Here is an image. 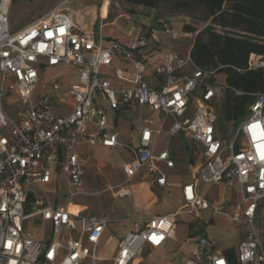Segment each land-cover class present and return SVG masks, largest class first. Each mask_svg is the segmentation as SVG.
I'll return each mask as SVG.
<instances>
[{"label": "built area", "instance_id": "2783aa9c", "mask_svg": "<svg viewBox=\"0 0 264 264\" xmlns=\"http://www.w3.org/2000/svg\"><path fill=\"white\" fill-rule=\"evenodd\" d=\"M12 1L0 0V264H100L97 247L108 230V220L57 206L58 188L45 189L52 175L60 172L66 178L67 203L71 202L81 193L83 163L76 147L120 145L117 134L107 132L108 118L96 101L106 102L112 111L133 101L161 113L164 119L171 118V135L186 134L201 146L203 160L198 179L205 184L238 185L240 205L230 213L224 203L199 198L193 184L182 188L186 212L212 210L243 233L236 246L235 262L207 252L209 240L202 236L194 241L185 264H264V242L261 229L256 227V222L264 223V94L253 95L248 115L228 138H220L216 112L209 105L225 87L209 82L215 69L194 67L190 74L182 73L188 65H194L190 55L180 57L168 49L161 53L152 71L155 77L165 79L164 84L150 87L145 80L148 56L142 51L161 36L177 42L186 32L162 24L148 28L129 44H105L100 30L86 32L72 21L66 10L69 0L10 32L8 12ZM114 60L130 63L132 69L119 68ZM248 61V69L264 67L259 55H250ZM62 64L80 71L78 82L67 91L74 106L66 115L54 109L63 98L58 82H52L32 101L39 82L36 66L45 69ZM102 72L111 74L114 86ZM123 83L128 86L123 87ZM198 90V97H194ZM7 92H14L24 106L17 119L10 118L3 109ZM191 101L194 110L188 114ZM137 119L148 124L147 118ZM136 133L137 145L124 146L132 158L122 167L125 180L115 192L119 198L131 195L126 185L145 167L157 172L156 185H165V176L152 165L155 160L168 168L174 166L170 151L163 150L157 157L152 154L159 129L139 127ZM175 217L169 214L149 218L143 224L133 222L132 231L122 237L110 264H130L143 247H161L172 238ZM30 224L39 228L38 237L34 230H27Z\"/></svg>", "mask_w": 264, "mask_h": 264}, {"label": "crops", "instance_id": "0c3cea01", "mask_svg": "<svg viewBox=\"0 0 264 264\" xmlns=\"http://www.w3.org/2000/svg\"><path fill=\"white\" fill-rule=\"evenodd\" d=\"M78 2L79 5L75 9L66 8L70 18L86 32L98 33L100 30L105 44L113 41L129 44L135 41L148 28L162 24L169 25L174 30L182 32V29L174 27V18L167 20L163 17L157 18L154 14V9L149 12V15L143 17L142 22L134 23L132 20L134 15H131L130 20H128L129 17H126V20H120L119 16L110 20L109 1L105 16L101 14V8L105 0H102L101 3L99 0H78ZM191 35L194 38L195 34ZM192 43L184 48V50L182 48L178 49L182 45L178 46L179 44L170 40L168 36H161L158 42H150L148 47L142 51L143 54L148 56V60L145 63V80L147 84L150 87L158 86V88L164 84V78L155 77L152 73L153 68L158 65L161 53L164 50L170 49L180 57H184V54L187 53L189 56ZM114 65L126 70L132 69L130 63L120 60H114ZM194 67V65H188L183 69L182 73L190 74L194 70ZM44 70H51L53 74L47 80L43 92L51 87L52 82H58L61 86L63 98L54 104V109L57 114H68L71 112L74 102L67 95V91L71 85L78 82L79 69L62 64L58 67L45 68ZM68 72L72 73L73 79L67 76ZM102 74L112 81L113 86L115 85L111 74L107 72H102ZM65 76H67L66 79ZM122 86L127 87L128 84L123 83ZM96 105L105 112L108 118L107 132L116 133L120 145L106 148L100 145L91 147L87 144H80L76 147V152L79 160L83 163L81 177L83 176V168L90 163L94 171L93 183L97 182L99 187L91 189L92 192L89 194L99 195L108 192L111 195V204H108L107 207H102L99 204L93 207L85 203H73L72 201L67 203L65 197L66 178L60 172H55L52 175L51 183L45 188H58L60 196L55 203L57 206L67 207L68 210L70 206V209L74 211L76 210L71 205L76 206L79 208L76 213H80L81 215L91 210L93 214L90 213L86 216L108 220V230L103 234L97 247V257L101 260L100 264H110L111 259L120 247L122 237L132 231L133 222L143 224L149 218L169 214H176L175 224L176 218L179 215H184L183 223L186 224V227L183 235H177L176 224L172 238L166 240L157 249L143 247L130 264H142V257H148L152 254H160L161 256H165V258H170V261L166 259L168 261H165V264H185L186 260L191 256L194 241L202 236H205L209 240V246L206 248L207 252L222 254L229 262H235L236 246L242 239V231L238 233L237 239L231 237L230 240L226 241L217 234L214 235V232H211L212 234L210 235L208 232L198 233L200 226H211L213 217L216 214L212 210H201L195 213L186 212L181 193L182 188L186 184H193L194 193L199 198H203L209 202L224 203L227 212L230 213L236 209V206L240 205L238 185L232 184L227 186L221 183L205 184L201 182L198 179V172L203 160L201 146L197 145L186 134L171 135V118L164 119L161 113L152 112L147 107H139L133 101L125 108L116 111L110 110L106 102L96 101ZM138 116L147 118L148 124L144 125L140 122L137 119ZM145 126L151 130L159 129V134L154 138L153 156L157 157L163 150H168L171 152L174 166L168 168L164 163L155 160L152 165L157 167L165 176V185L163 187L156 185L157 172L154 169H150V167H145L127 183L126 186L130 190L131 195L119 198L115 195V192L118 186L125 180L122 167L132 158V154L124 146L135 147L138 141L136 129ZM183 170H187L186 175H183ZM83 187H85V181L81 180V193L78 196L87 193L83 191ZM215 187L218 190L216 196L207 198L209 190ZM117 201L119 203H116ZM119 223L123 224L121 233L117 235L112 234L109 225ZM220 245L223 246L221 249L219 248Z\"/></svg>", "mask_w": 264, "mask_h": 264}, {"label": "trees", "instance_id": "16d2710c", "mask_svg": "<svg viewBox=\"0 0 264 264\" xmlns=\"http://www.w3.org/2000/svg\"><path fill=\"white\" fill-rule=\"evenodd\" d=\"M118 1L129 15L137 14V8L159 10L162 6L177 14L200 11L208 25L194 37L190 58L196 68L223 74L225 93L222 110L217 107L215 111L216 121L238 126L249 113L253 95L264 94V67L248 69L250 55H259L264 61V0ZM182 31L193 34L194 29L185 25Z\"/></svg>", "mask_w": 264, "mask_h": 264}, {"label": "rangeland", "instance_id": "374dc122", "mask_svg": "<svg viewBox=\"0 0 264 264\" xmlns=\"http://www.w3.org/2000/svg\"><path fill=\"white\" fill-rule=\"evenodd\" d=\"M64 0H13L11 2V5L9 7V31L10 32H16L23 28L28 23L36 20L41 15H43L45 12L49 11L50 9L57 6L59 3H61ZM100 3L102 0H99ZM109 1V19H113L117 16H119L120 20H126V17H129L128 20H130L131 15L124 12V6L118 1V0H108ZM108 1L105 0L102 8H101V14L102 16H105L107 14V5ZM79 5L78 0H69L66 4V8L73 10ZM151 10L144 9V8H137V14H134L132 17V20L134 23H140L143 21V17L149 15V12ZM154 14L157 18L163 17L164 19H171L174 18V27L176 29H182L185 25H188L194 29L193 34L195 36L197 35V32L201 31L206 25H208V22H203V19H201L202 14L200 11L196 12V14H188V13H171L169 9H165L164 6L161 7V9H154ZM152 17V16H151ZM127 20V21H128ZM194 36V37H195ZM194 38L191 34L183 33L182 39L180 41H177V45L180 46L179 48H186L193 42ZM185 50V49H184ZM184 57L188 56L187 54H184ZM40 63H44V61H40ZM38 70L39 75V82L37 86L35 87L33 93H32V101L35 102L37 100V96L43 92L44 86L47 83V80L50 79L51 75L53 74V71L51 70H44L41 68L40 65L36 66ZM71 75V76H70ZM68 77L72 78V73H67ZM65 76V79L66 77ZM1 77V73H0ZM73 79V78H72ZM209 82L211 85L225 87V81L223 74L216 73L214 76H212L211 79H209ZM225 91L222 92L220 96L213 99V101L210 103L209 106H211L212 109L215 111L218 107L220 110H222V99L224 97ZM194 97H198L199 90L193 93ZM3 109L5 113L13 119H17L18 114L22 113L24 111V106L21 104V102L18 99V96L14 92H7L4 96V99L2 101ZM190 112L188 114H191V112L194 110V102L191 101L189 104ZM218 112H216L217 114ZM243 119H241L242 121ZM217 126V135L220 138H228L230 132L235 128L236 124L234 122L225 121L222 119L220 123L216 124ZM122 157V156H121ZM119 161V160H118ZM83 176L81 177V180L85 181V187H83V191L87 192L85 195L78 196L72 200L73 203H85L89 204L90 206H95L99 204L102 207H107L108 204H111V195L108 192H104L103 194L94 195L89 194L91 193V189L99 188L97 185V182L93 183V176L94 171L92 170V165L89 163L83 168ZM187 170H183V175H186ZM89 183V184H88ZM47 191H50V188H45ZM218 192L217 188H212L209 190V196L207 198H212L216 196V193ZM67 200V198H66ZM88 201V202H87ZM52 202V198H51ZM59 203V202H58ZM116 203H119L118 201ZM122 204V203H120ZM119 204V205H120ZM73 209L76 211L79 210L78 207L72 206ZM91 213V210L86 211L82 216H86ZM93 214V213H91ZM183 217L184 215H179L176 218V233L179 236L180 234L183 235L185 231L186 224L183 223ZM182 220V221H181ZM211 226H205L202 225L199 227L198 233L202 232H208V234H212L214 232V235H218L219 237H222L223 240H230L231 237L234 239H237L238 233H240V228L236 226L233 222H230L222 215H215L213 217V221L211 222ZM31 225V224H30ZM256 227H259L261 229L260 236L262 239V242H264V223L263 222H256ZM109 229H111L112 234L117 235L121 233L123 229V224H112L109 225ZM27 230L35 231V237L39 236V228L36 226H29ZM210 232H209V231ZM212 232V233H211ZM223 246L220 245L219 248L221 249ZM168 259L170 261V258H165V256H161L160 254H152L148 257L143 256L142 257V264H165V261Z\"/></svg>", "mask_w": 264, "mask_h": 264}, {"label": "bare ground", "instance_id": "6f19581e", "mask_svg": "<svg viewBox=\"0 0 264 264\" xmlns=\"http://www.w3.org/2000/svg\"><path fill=\"white\" fill-rule=\"evenodd\" d=\"M69 210H70L71 212H73V213H76V211L70 209V206H69Z\"/></svg>", "mask_w": 264, "mask_h": 264}]
</instances>
